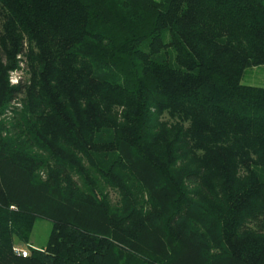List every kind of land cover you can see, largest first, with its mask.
Instances as JSON below:
<instances>
[{"label":"trees","instance_id":"trees-1","mask_svg":"<svg viewBox=\"0 0 264 264\" xmlns=\"http://www.w3.org/2000/svg\"><path fill=\"white\" fill-rule=\"evenodd\" d=\"M254 71L264 0H0V264H264Z\"/></svg>","mask_w":264,"mask_h":264},{"label":"rangeland","instance_id":"rangeland-1","mask_svg":"<svg viewBox=\"0 0 264 264\" xmlns=\"http://www.w3.org/2000/svg\"><path fill=\"white\" fill-rule=\"evenodd\" d=\"M21 76V73L11 74L10 75V84L15 85L18 77ZM247 81V82H246ZM243 82V84L248 86H259L264 87V72L254 71L247 80ZM9 107H13V105H9ZM9 109V108H8ZM10 111V110H8ZM6 111V112H8ZM10 116H6L3 118L4 120L9 119ZM42 180L44 181V172L40 174ZM114 199V196L112 195ZM52 229L51 222L44 219H37L33 225L32 233L30 240L27 245L18 244L16 242L13 252L16 256H20L22 258H26L29 255L30 250L40 251L45 248L47 241L49 239L50 233ZM23 255H26L23 257ZM109 264V263H106Z\"/></svg>","mask_w":264,"mask_h":264},{"label":"built area","instance_id":"built-area-1","mask_svg":"<svg viewBox=\"0 0 264 264\" xmlns=\"http://www.w3.org/2000/svg\"><path fill=\"white\" fill-rule=\"evenodd\" d=\"M26 256V255H23V257Z\"/></svg>","mask_w":264,"mask_h":264}]
</instances>
